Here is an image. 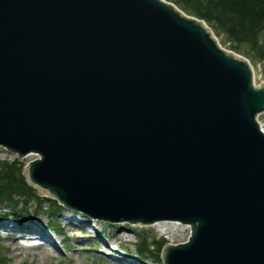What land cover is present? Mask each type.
<instances>
[{"label":"water","instance_id":"obj_1","mask_svg":"<svg viewBox=\"0 0 264 264\" xmlns=\"http://www.w3.org/2000/svg\"><path fill=\"white\" fill-rule=\"evenodd\" d=\"M262 112L250 63L173 4L0 0V145L92 217L190 224L165 264H264Z\"/></svg>","mask_w":264,"mask_h":264},{"label":"rangeland","instance_id":"obj_2","mask_svg":"<svg viewBox=\"0 0 264 264\" xmlns=\"http://www.w3.org/2000/svg\"><path fill=\"white\" fill-rule=\"evenodd\" d=\"M166 1L172 3L175 2V0ZM177 4L178 5L176 6L179 9L182 8L179 3ZM187 14L190 15L189 12H187ZM217 40L224 49L230 50L229 43L226 41L224 35L220 34L217 36ZM253 66L256 74V84L262 85L264 83V61H256L253 63ZM260 120L264 123V114L260 116ZM35 157V155H32L28 161H31ZM15 158V154L11 153L4 147H0L1 160L12 162ZM26 158L27 157L21 159V161L25 162V164L27 163ZM40 193L45 194L41 192V190ZM22 204L16 205L14 208L1 203L0 211L5 213L6 211L12 212L13 210H17L20 214H24L26 217L29 216L31 220L28 221L26 218H21L23 219L20 220L21 222L26 223L25 221H28L31 223H42V228H47L48 232H51L57 236V241L60 242V240L63 239V234L54 232L51 228H49V218L48 213L44 210L45 208H43L42 211L41 209H36V202L29 200L26 203L27 210L24 209L25 211H20L19 208ZM48 204L49 203H45L43 205L47 206ZM64 214L65 211H60L58 213V223H54V226L57 227L56 229H59V231H64L67 235H70V238L64 243V252L62 253L58 252V250H55L56 248H53V246H49L46 250H42L39 245L27 249L23 245L15 244L14 242L10 241L9 238L4 237L5 235L3 236L1 234L3 233V229H1L0 253L6 254L5 258L7 259V262L5 264H113L115 260L104 251V244H102L100 240H105L106 242H110V244H119V249L121 251L119 250V253L116 254L121 257L134 259V261L138 264H159V262L154 260L153 257L147 256V254H145L146 256L144 255L142 259H139L140 254L137 249V244L140 240V237L146 236L147 239L144 241L145 243L147 241L148 244H153V241L156 239L158 242H161L162 245L164 244V249L170 244L177 245L184 243L190 236V228L182 224L177 225V227H172L170 230L166 231L165 226H141L140 224H130L128 225L129 227H122L120 229L110 227L102 229L101 227L105 222H99L94 224V226L90 229L83 232L86 234V236L75 237L71 234L72 228H69L66 225V218L64 217ZM163 230L165 231L163 232ZM79 233L81 232L78 231L74 234L77 235ZM17 235L18 233H16V236ZM87 235H89V237ZM145 243L144 247L146 246ZM158 245L159 244L156 243L152 247L155 249V247ZM85 248L88 249L84 250ZM122 251H127L130 255Z\"/></svg>","mask_w":264,"mask_h":264},{"label":"trees","instance_id":"obj_3","mask_svg":"<svg viewBox=\"0 0 264 264\" xmlns=\"http://www.w3.org/2000/svg\"><path fill=\"white\" fill-rule=\"evenodd\" d=\"M185 10L206 19L214 30L225 36L231 47L246 55L252 61L264 60V0H175ZM22 161L0 159V200L18 203L23 198L25 204L34 199L42 207L44 197L36 193L22 174ZM46 200V198H45ZM50 209L51 219L55 218L60 205L54 201ZM26 207V205L24 206ZM146 236L140 237L139 252L160 260L161 242L156 239L148 244ZM143 242V243H142ZM144 243L146 246L144 247Z\"/></svg>","mask_w":264,"mask_h":264},{"label":"bare ground","instance_id":"obj_4","mask_svg":"<svg viewBox=\"0 0 264 264\" xmlns=\"http://www.w3.org/2000/svg\"><path fill=\"white\" fill-rule=\"evenodd\" d=\"M32 156H28L26 158L27 162ZM21 211V210H20ZM22 211H25L22 209ZM16 211L15 213H18ZM64 217L66 218V225L71 229V234L76 232H85L86 230L90 229L91 227L96 224L95 222L91 221L87 217L77 214L75 211L65 210ZM20 220L23 219H16L13 218L12 224H7L6 222H0V230L3 229V233H1L4 237L9 238L10 241L14 242L15 244L23 245L25 248L30 249L34 246H38L43 250L48 249L49 246H53V248H57L59 241H57V236L48 232V229L42 228V223H31L25 221L26 223H18ZM17 223V224H16ZM178 222L174 221H159L155 223L154 226H165L166 231L170 230L172 227H177ZM22 230V233L19 230ZM165 230H163L164 232ZM16 233L18 235L16 236ZM86 236V234L79 235L77 237ZM88 236V235H87ZM89 237V236H88ZM113 259L115 262L113 264H138L135 263L133 260H129L126 257H121L118 254H114ZM118 262H117V261Z\"/></svg>","mask_w":264,"mask_h":264}]
</instances>
